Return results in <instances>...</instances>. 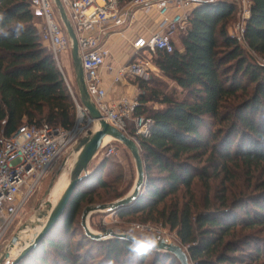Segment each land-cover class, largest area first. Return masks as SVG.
<instances>
[{
  "label": "trees",
  "instance_id": "trees-1",
  "mask_svg": "<svg viewBox=\"0 0 264 264\" xmlns=\"http://www.w3.org/2000/svg\"><path fill=\"white\" fill-rule=\"evenodd\" d=\"M32 2L0 0V137L14 135L23 125L71 129L77 116L72 94L42 42ZM250 2L243 43L228 31L237 5L221 1L194 10L182 33V50L157 52L155 65L185 98L175 99L147 81H136L140 104L135 117L152 122L147 136L132 132L147 183L138 198L117 213L121 219L161 224L176 232L191 264H264L261 240L245 234L264 230V198H235L230 192L217 207L207 196L200 208L194 190L199 180L210 192V180L227 174L234 163L264 173V63L258 60H264V0ZM18 22L24 25L19 37L13 31ZM151 102L164 107L149 109ZM84 180L53 229L18 264H59L55 258L65 264H90L94 259L85 244L71 243L84 203L93 202L90 192L79 190ZM99 185L107 187L105 181ZM61 226L70 241L56 239ZM83 238L101 247L100 261L129 264L127 241H96L85 231ZM253 243L255 248L248 250ZM150 255L157 264H181L172 253Z\"/></svg>",
  "mask_w": 264,
  "mask_h": 264
},
{
  "label": "built area",
  "instance_id": "built-area-1",
  "mask_svg": "<svg viewBox=\"0 0 264 264\" xmlns=\"http://www.w3.org/2000/svg\"><path fill=\"white\" fill-rule=\"evenodd\" d=\"M60 1L78 41L90 99L102 119L124 133L127 121L133 120L138 136H147L152 126L150 119L135 117L140 93L113 103L106 100L108 91L103 86L101 70L114 71L113 67L107 65V39L115 33L123 34L132 27L139 13L155 11L158 16L157 28L149 36L136 37L132 43L133 57L141 54L152 56L159 51L172 54L175 50L173 36L187 30L196 8L227 1L241 7L242 21L235 28L233 37L243 43L245 24L251 12L250 0H131L125 4L120 0ZM32 9L42 17L43 22L38 27L42 42L52 52L76 103L77 112L83 116V122L71 129L48 124L40 127L23 125L14 135L0 137V251L7 245L8 234L53 166L77 145L90 131V125L95 123L74 95L73 84L66 73L62 56L70 52L71 44L55 0H33ZM154 71H159L155 64L151 66V62L138 57L117 70L116 81H147Z\"/></svg>",
  "mask_w": 264,
  "mask_h": 264
},
{
  "label": "rangeland",
  "instance_id": "rangeland-1",
  "mask_svg": "<svg viewBox=\"0 0 264 264\" xmlns=\"http://www.w3.org/2000/svg\"><path fill=\"white\" fill-rule=\"evenodd\" d=\"M238 9L233 18L228 23V31L230 36H235V28L238 24H241L242 21V10L241 7L237 6ZM37 17L38 25L41 26L43 20L42 17L33 10ZM246 25V24H245ZM183 34H175L173 36V41L176 49L182 50L181 46V38ZM120 53L118 54L117 59L122 60L125 55L130 53L129 45L127 43L120 44ZM141 57L144 61L151 62V66H154L155 61L157 60V55H137L134 56L132 60ZM64 59V60H63ZM63 63L66 64V73L69 77L70 82L73 84L74 93L76 94L74 80L75 71L73 68V61L71 56V50L69 53L64 54L62 56ZM259 62L264 63L263 59H259ZM64 64V66H65ZM129 83L136 84L138 80H128ZM149 86L151 88H156L161 90L164 94L170 95L175 99H183L185 98V93L180 89L177 84L171 80L170 78L163 75L160 71H154L151 73V77L147 80ZM140 93V89L139 92ZM74 94V95H75ZM79 95V93H78ZM76 94V96L78 97ZM164 106L151 102L148 105V108L152 109H161ZM79 114L77 112L75 124L79 123ZM133 120H129L126 123V134L133 138L137 143L138 140L132 135V132L135 131L137 134V129L132 122ZM83 122V119H82ZM95 128V123L90 125L89 129L93 130ZM113 150V153L110 154V150ZM101 151V150H100ZM73 149L67 152L56 164L53 166L51 171L48 173L42 184L40 185L37 192L32 196L28 205L25 207L21 217L18 219L17 223L13 226L11 232L8 234L7 241H9L12 236L18 231V229L24 225L27 221L32 220L37 208L44 207V204L49 202L51 204V196L48 199L45 198L46 193L48 192L50 185L52 182H56L60 174L65 173L67 176H71V170L74 164V159L72 157ZM203 165H201L202 167ZM205 166V165H204ZM88 178H86L80 185L79 190L90 192L91 199L93 202L84 203L83 208L91 205H101V204H110L120 200L127 196L133 189L135 185V181L137 178V171L135 167L134 160L128 151L122 144L119 142H112L109 144L104 150L98 153L96 158L93 160L90 169H89ZM227 170L229 172L227 174H222L220 177L212 178L210 180L211 190L207 193L203 184L198 180L194 185V190L196 193L197 202L200 208L204 206V202L206 197L208 196L212 200V205L219 206V200H221L225 193L230 196V192H234V197L239 198L241 196H260L264 198V190L262 188V184L264 182V173L262 170H249L245 166L238 165L237 163L228 165ZM60 171V174L58 175ZM252 173V175H250ZM146 174V172H145ZM157 174L155 173L154 176ZM161 179L162 176L156 177ZM262 178V179H261ZM261 179V180H257ZM105 181L107 187H101L99 182ZM147 181V180H146ZM147 183V182H146ZM55 184V183H54ZM162 182H158V185L161 186ZM260 187V188H259ZM232 197V196H231ZM46 199V200H45ZM60 199V198H59ZM58 199V200H59ZM48 200V201H47ZM58 202V201H57ZM251 206V205H250ZM118 212V211H117ZM92 213L89 217V226L95 232L105 233L107 230L112 229L117 233H127L128 234H154L161 236L171 242L178 243L176 232H172L168 227H162L161 224L148 222L147 224H143V222H139L138 220L126 218L121 219L118 216V213ZM242 216V215H241ZM81 217L77 219V222L74 227V238L71 239V243L73 246L81 243L85 244L86 251H90V255L94 258L89 261L90 264H104L102 262L101 256V247L99 246H90L87 241L83 238L84 230L80 226ZM260 230V229H259ZM56 233V239H63L66 242L70 241L69 237H66L64 231L61 228ZM73 233V232H72ZM246 235L252 238H257V240H261L260 244L264 247V230L258 232L247 231ZM58 235V236H57ZM252 242V241H251ZM254 244V243H253ZM256 246V243L251 247L247 248L248 250H253ZM85 252V251H84ZM17 253H12L10 257V261L6 262V264H11L13 259L17 256ZM59 264H65L59 258H55ZM127 259V258H126ZM155 257L149 255V258L145 264H157L155 263ZM102 260V261H100ZM127 260H124L126 262ZM101 262V263H100ZM107 264V263H105ZM109 264H120V263H109ZM164 264H168L167 260H165Z\"/></svg>",
  "mask_w": 264,
  "mask_h": 264
},
{
  "label": "water",
  "instance_id": "water-1",
  "mask_svg": "<svg viewBox=\"0 0 264 264\" xmlns=\"http://www.w3.org/2000/svg\"><path fill=\"white\" fill-rule=\"evenodd\" d=\"M55 4L70 40L71 56L80 101L89 116L95 121V128L90 130L79 140L77 145L74 146L73 151H76L79 154L71 170L70 183L58 202L50 211L37 208L33 219L22 225L8 241L7 245L0 251V264H6V262L10 261L9 259L12 255L13 248L17 249L19 252L11 264H18L20 260L34 249L53 229L57 221L65 213L76 187L89 175L90 166L100 152V147L105 137H112L116 142H119L128 149L135 163L137 178L132 191L124 198L110 204L87 206L84 209L81 217V225L85 234L96 241H105L112 238L122 239V237L126 236L127 233H117L112 229L107 230L105 233L93 231L89 226V217L92 213L97 212L116 213L123 207L132 204L141 194L142 189L147 182L144 161L139 144L121 130L104 121L96 105L90 99L85 84V74L79 57L78 41L74 29L61 1L55 0ZM59 174L60 171L58 175ZM54 183L55 182L53 181L50 185L45 196L46 199H48ZM160 251L174 254L181 264H191L186 249L163 237H161Z\"/></svg>",
  "mask_w": 264,
  "mask_h": 264
},
{
  "label": "crops",
  "instance_id": "crops-1",
  "mask_svg": "<svg viewBox=\"0 0 264 264\" xmlns=\"http://www.w3.org/2000/svg\"><path fill=\"white\" fill-rule=\"evenodd\" d=\"M137 21L129 29L125 30L123 34H113L110 38L107 39L105 47L109 51V56L107 58V65L113 67L114 71L109 73L108 69L103 68L101 70V76L103 77V86L108 91L106 100L110 103H113L123 97H133L139 92V87L137 84L129 83L128 80L133 81V79H125L123 81H116L117 70L121 67H124L134 61L133 59V48L132 43L137 36H149L151 31H154L157 26L158 16L156 12H151L150 14L139 13L137 16ZM127 43L129 45L130 53L124 56L122 60L117 59L118 54L120 53V44ZM64 56V55H63ZM64 60V59H63ZM65 64V62H64ZM65 64V68H66ZM67 69V68H66ZM159 70V69H158ZM67 71V70H66ZM75 88L76 80H74ZM78 89V88H77ZM78 95L79 92L75 90ZM75 94V93H74ZM75 94V96H76ZM80 102V96H76Z\"/></svg>",
  "mask_w": 264,
  "mask_h": 264
},
{
  "label": "clouds",
  "instance_id": "clouds-1",
  "mask_svg": "<svg viewBox=\"0 0 264 264\" xmlns=\"http://www.w3.org/2000/svg\"><path fill=\"white\" fill-rule=\"evenodd\" d=\"M15 35L19 37L24 31L22 22H18L14 29ZM8 35V33H4ZM127 241V254L129 264H143L144 259L150 254L160 251L161 237L154 234H128L122 237Z\"/></svg>",
  "mask_w": 264,
  "mask_h": 264
},
{
  "label": "bare ground",
  "instance_id": "bare-ground-1",
  "mask_svg": "<svg viewBox=\"0 0 264 264\" xmlns=\"http://www.w3.org/2000/svg\"><path fill=\"white\" fill-rule=\"evenodd\" d=\"M82 117L83 116L80 114L79 122L82 121ZM112 142H115V140L112 137H110V136L105 137L102 144H101L100 150L101 151L104 150V148H106ZM78 154H79L78 152L73 151L72 157L74 159V162L76 161ZM73 166H74V164H73ZM69 183H70V177L67 176L65 173H63L62 175L60 174V176L58 177L57 181L55 182V184L52 187L51 192L49 194V197L52 195L51 196V198H52L51 204L49 202L45 203L43 209L41 208V210L50 211L51 208L57 203L58 199L62 196L63 192L66 190ZM17 252H19V251L17 249L13 248L12 253H17Z\"/></svg>",
  "mask_w": 264,
  "mask_h": 264
}]
</instances>
